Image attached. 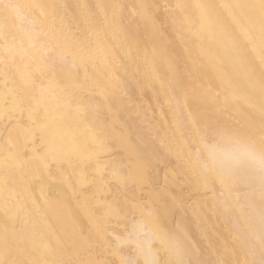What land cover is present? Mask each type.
I'll use <instances>...</instances> for the list:
<instances>
[{
  "label": "bare ground",
  "instance_id": "bare-ground-1",
  "mask_svg": "<svg viewBox=\"0 0 264 264\" xmlns=\"http://www.w3.org/2000/svg\"><path fill=\"white\" fill-rule=\"evenodd\" d=\"M75 1L100 33L114 28L129 67L134 58L139 69L132 80L105 54L109 86L78 75L50 43L58 38L51 20L66 25L62 0H21L52 40L13 12L24 37L17 45L29 52L18 62L0 59L8 79L0 112L6 100L12 112L24 110L32 128L9 140L24 147L35 130L47 154L11 153L0 143V264H264V0H92L101 26L85 0ZM156 1L169 3L171 17L158 14ZM143 85L163 103L165 137L136 111ZM52 159L54 181L46 172ZM213 179L226 193L220 212L206 214L196 198L197 209L187 207L181 185L202 190ZM221 214L237 241L224 246L216 236L217 251L203 247L216 216L226 227ZM106 233L117 234L115 252L107 246L112 263L99 254Z\"/></svg>",
  "mask_w": 264,
  "mask_h": 264
},
{
  "label": "rangeland",
  "instance_id": "rangeland-1",
  "mask_svg": "<svg viewBox=\"0 0 264 264\" xmlns=\"http://www.w3.org/2000/svg\"><path fill=\"white\" fill-rule=\"evenodd\" d=\"M85 2H87L86 9L89 10L90 13H92V10L95 11L94 9L96 5L92 4V0H87V1L85 0ZM152 2H154V0H152ZM58 3L60 6H63L64 13H62V16L65 17L64 19L66 20L65 21L66 25H62V26L59 25L58 19H56V21L55 19L51 20V23L53 25L51 26L54 27L53 33H55V37L57 35L59 38V40L57 38V41H56L57 45H55L53 41L50 42V40L52 39H50L49 36L46 35L47 33L43 30V28L40 27V24L36 19L37 14H33L29 9H27L26 8L27 6L21 3V0H0V23L2 25L0 27V53H1L0 59L3 58V55L7 53L8 55L12 54L11 55L12 57L8 58L9 62H12V61L18 62L20 59L24 57L25 54H28L29 52V50H26V49L25 51H22L23 53L21 52L19 45L20 43L23 42L24 37H21L18 35L19 29L17 26L15 27L12 26L13 24L12 22L14 21L13 18H15V15L13 12L17 10L16 13H18V11L21 12V14L19 13V16H22L25 14V16H22V18L20 17V19H24L22 20V22L25 25L29 26L30 28L32 27L31 29L37 28L38 29L37 32L39 36L43 35L45 38L47 37L46 39H48V42L52 43L54 47L57 46L56 48L59 47L62 50L63 58H65L66 60H72L76 64L75 66H77L78 69L76 67L75 68H76V72L79 73L78 75L84 74L87 78H89L97 86H102V85L109 86L110 85V83L108 82L109 76H107L108 75L107 70L103 68L102 66L103 61H101L103 59L105 60V57H106L105 54L109 56L106 58L107 61L108 59H113V58L116 59L117 63L121 66L120 69L118 68V72H120V74L123 71L131 72L132 80L136 78V72L139 69L136 59L132 58V54H131L133 67H129L130 61H126L125 59V54L129 53V50L126 49L125 45L121 42L123 40L118 39L116 37L115 32L113 31L114 28H112L113 30H111V29H107V26H106V29L102 27L104 29H102V32L100 33L98 29H95L96 25L93 24V22H90L89 20L86 19V17H83V13H82L83 11H79L78 9L79 6H77V4H74V3H77L75 0H71V1L62 0V3L61 2H58ZM16 4L18 7L17 9L15 8ZM168 4L169 3H166V2L159 3L156 1L155 10L158 12L160 16L162 15V17H171L173 8H168L167 7ZM21 8H23L24 10ZM169 11L171 12V14H169L170 13ZM23 17H25L27 20ZM92 17L94 18L97 17L96 19H94V23L100 26L102 25V22L100 21V17H99V10L98 12L96 10V12L93 14ZM25 20L30 21L31 24L30 22H26ZM91 20H93V18H91ZM44 32L46 36L44 35ZM109 32L112 35H109ZM3 33L4 35L6 33L9 34V36L5 40L4 38H2L4 36ZM75 35H77V38ZM12 39H15L16 42ZM99 39H101V41H99ZM17 40L19 43L17 42ZM103 41H104V44H103ZM13 42H15L14 45H13ZM13 58L16 60H13ZM88 69H91V71L90 70L88 71ZM0 77H3L2 80L0 78V83H2V81L4 84L8 83V79L7 78L5 79L4 78L5 76H2L1 72H0ZM98 79L100 80V83L96 81ZM123 82L127 84H131L126 78H124ZM150 85H151L150 87L153 88L152 84ZM150 87H146L144 85L140 86V95H141L140 97L142 100H138L136 111L141 113L143 117L146 119V121L149 122L151 126H154V128H156L155 131H157L159 135H161L160 133H162V135L164 134L163 136L165 137L168 135L167 133H168V126H169L168 120L166 118L167 113H165L163 103H161L159 99H157V97L153 98L149 94L150 93L149 91L151 90ZM128 88H130V86H128L127 89ZM109 90H114L113 95L121 99L122 97L120 94L121 92L118 91L117 88L116 89L109 88ZM94 92H98V89H95ZM134 96L136 97L137 94L135 93ZM32 124L33 123L28 120L27 114L24 110H21L18 113L14 111L12 112L10 110V104L6 100L0 112V143L5 145L11 153H17V152H20L23 154L33 153L37 157L45 158V155L47 154V149L46 147L41 146V141L39 139L38 133L35 130H32L33 137H34L33 142L27 144L24 147L23 146L20 147L17 144V142L9 140L10 136L16 133L17 131H19V129L32 128ZM49 161L51 162V165L46 169V172L48 173L51 181H54L55 178L58 176V174L55 172L56 171V161L54 159L49 160ZM31 170L34 173L35 168L33 167ZM35 179L39 180V177L35 176ZM26 180L27 179H24L23 181L27 182ZM189 181L190 179H187V182ZM204 185H205L204 189L202 190L198 188L197 190L192 189V186L191 184L189 185V183L188 184L183 183V185H181L182 192L184 194L189 195V198L185 200L186 206L191 207L193 210H196L198 207L194 201V198H196L200 201H203L204 203L202 204L203 210H205L206 214L207 213L209 214L212 208L214 209L217 208L216 211L220 212L218 208V204H217V199L219 200L225 199L226 196L224 197V194L226 193L222 192L221 186L215 179L205 182ZM189 188H190V191H189ZM84 191H85V195H89L90 191H89L88 185H86ZM212 197H215L216 199H212ZM191 198L193 199L191 200ZM209 199H211V201ZM72 202L75 203L74 200H72ZM98 203L99 204H96V207H95L96 214H100L101 212V201ZM236 214L238 215V218H237L238 226L241 228L243 227V225H245V219L241 217V215L238 212H236ZM221 217L225 220L226 227L223 228L221 226L220 220H218V217L216 216L213 219L214 232L211 231L210 233H207L206 242L202 244L203 247L205 248L210 247L214 249L215 251H217L216 247L214 246L215 242H212L214 241L216 236L223 238V241H226L224 246H227V245L231 246L233 239H234L233 241H237V236L235 237V234H234L233 239L229 238L226 234L228 229L229 231L231 230L233 233H235L236 227L235 225H233L234 223L233 224L228 223L223 214H221ZM111 225L114 226L112 222H109L107 226L110 227ZM86 229H89V227L87 226ZM15 230H18V225H16ZM86 232H89V230L85 231V233ZM73 233H81L80 228L74 229ZM116 236H117L116 233H106L105 238L107 240V244L105 248L104 247L101 248L100 253H99L101 256L104 255V257L106 258L105 260L110 261L111 263L113 262L112 260L113 257L111 253L109 252V250H107V246L111 247L114 251ZM201 247L202 246H200V248ZM105 251L107 253H104ZM131 251H132L131 249L128 250V252H131ZM204 256L207 257V255H204ZM204 256L202 258H206ZM222 258L227 264H232V261L228 259L227 257H222ZM263 259H264V256H263Z\"/></svg>",
  "mask_w": 264,
  "mask_h": 264
}]
</instances>
